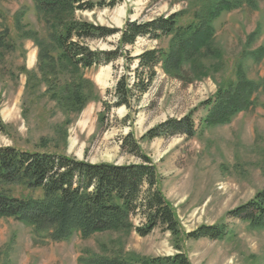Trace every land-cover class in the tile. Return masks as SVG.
Instances as JSON below:
<instances>
[{
  "label": "rangeland",
  "instance_id": "374dc122",
  "mask_svg": "<svg viewBox=\"0 0 264 264\" xmlns=\"http://www.w3.org/2000/svg\"><path fill=\"white\" fill-rule=\"evenodd\" d=\"M84 1L104 6L77 10L70 18L109 29H122L128 20L144 22L179 11L186 24L210 2ZM214 26L211 49L199 57L195 69L187 63L178 74L159 68L144 95L137 94L130 107L114 106L109 111L107 104L116 102L121 76L127 73L132 83L137 61L130 63L127 56L166 49L170 37L139 38L124 48L127 56L78 73L60 59L53 33L62 29L61 23L39 13L33 0H0V37L6 43L0 45V146L65 154L92 163H139V157L122 148L124 137L131 133L156 166L159 185L183 231L178 238L156 228L144 237L134 230H112L54 241L32 225L0 218V264H87L90 257L143 264L177 253H184L190 264H264V229L228 216L264 189V57L256 63L248 55L264 47V0H240ZM119 40L117 32L85 43L92 49L114 50ZM238 67L249 79L262 82L252 97L254 106L229 123L199 126L207 113L203 103L237 79ZM81 81L83 105L71 98ZM191 112L198 125L196 135L143 138L154 126ZM11 191L18 197L42 196L40 190L23 184L11 185ZM141 220L133 218L135 225ZM221 222L229 227L222 239L186 237L201 225Z\"/></svg>",
  "mask_w": 264,
  "mask_h": 264
},
{
  "label": "trees",
  "instance_id": "16d2710c",
  "mask_svg": "<svg viewBox=\"0 0 264 264\" xmlns=\"http://www.w3.org/2000/svg\"><path fill=\"white\" fill-rule=\"evenodd\" d=\"M42 15L53 17L62 29L53 33L60 48V59L75 72L108 65L117 61L129 45L139 38L161 40L170 37L169 47L148 49L129 62L137 61L132 83L130 75L123 74L115 87L116 102L112 107L131 106L133 98L144 95L155 81L158 69L178 74L187 63L196 68L201 57L211 49L215 34L214 21L224 12L239 6L240 0H210L195 18L182 23L183 12L160 16L140 22L128 20L122 29H109L88 21L70 18L77 10H93L103 3L84 0H33ZM115 3H112V5ZM120 32L118 48L114 50L92 49L86 40L100 39ZM256 34V33H255ZM255 34L251 36H255ZM0 45L5 46L4 37ZM256 62L264 57V47L248 52ZM131 65L129 64V67ZM90 82V81H86ZM261 81L249 79L244 68L238 67L237 79L221 86L216 94L203 103L207 113L199 126L229 123L243 110L254 106V93ZM84 83L78 82L72 89L75 103L84 104ZM138 97V100L140 99ZM81 107V106H80ZM1 129V127H0ZM198 125L193 112L170 118L149 129L143 138H168L176 135L192 137ZM122 148L141 159L139 163H92L65 154L30 151L15 146H0V218H14L32 225L36 232H46L54 241L71 239L80 234L88 238L105 231L134 230L147 236L156 228L179 237L182 227L173 205L166 199L160 185L157 168L141 150L129 133ZM23 184L28 189L40 190L41 197L15 196L11 185ZM141 216L135 225L133 218ZM228 216L264 229V189L248 202L228 212ZM229 233L225 222L201 225L187 232L191 240L201 238L222 239ZM87 264H124L107 257H90ZM143 264H190L184 253L174 256L147 259Z\"/></svg>",
  "mask_w": 264,
  "mask_h": 264
}]
</instances>
